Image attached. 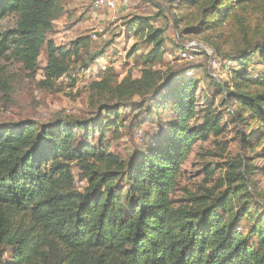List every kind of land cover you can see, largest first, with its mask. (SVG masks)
I'll return each instance as SVG.
<instances>
[{"label":"trees","instance_id":"1","mask_svg":"<svg viewBox=\"0 0 264 264\" xmlns=\"http://www.w3.org/2000/svg\"><path fill=\"white\" fill-rule=\"evenodd\" d=\"M59 2L0 0V23L19 14L17 27L6 38L28 68L34 70L48 44L47 79L68 70L63 55L78 56L86 39L80 37L71 49L47 41ZM179 10L176 27L188 23L187 32L196 29L207 37L223 67L239 63L241 68H233L230 80L223 82L225 95L233 102L236 120L258 126L253 137L242 133V141L252 148L255 142L264 151V74L248 73L252 54L259 51L264 60V0H180ZM132 26L148 34L152 48L145 55L142 78L130 83L131 91L154 95L161 77L153 67L164 62L166 53L164 29L142 16ZM185 79L183 89L175 85L171 91L177 116L170 132L155 146L136 149L129 164L101 144L75 146L79 132H89L88 121L0 125V264H264L261 225L251 228L259 238L254 246L239 231V218L225 217L233 198L247 189L250 168L244 155L242 173H232V181L244 182L230 185L228 196L192 195L178 206L172 199L194 146L224 131L211 105L197 109V83ZM100 83L96 92L107 94L109 85ZM104 108L118 114L113 105ZM8 249L12 260L4 262Z\"/></svg>","mask_w":264,"mask_h":264},{"label":"rangeland","instance_id":"2","mask_svg":"<svg viewBox=\"0 0 264 264\" xmlns=\"http://www.w3.org/2000/svg\"><path fill=\"white\" fill-rule=\"evenodd\" d=\"M96 1L60 0L58 16L46 34L47 41L71 49L80 37L86 39L78 56L63 55L68 70L54 79H47L45 73L48 44L42 46L32 70L14 52L11 38H6L17 27L19 14H10L0 23V125L32 120L42 127L59 118L88 121L89 132L81 130L75 146L79 148L87 142L101 144L129 164L136 149L153 147L170 132L169 124L177 116L175 93L171 91L175 85L183 89V81L188 77L197 83V109L203 111L211 105L213 113L220 115L224 131L194 146L182 167L172 199L178 206L188 203L192 195L216 199L228 196L230 185L239 187V182H244L232 181V173L243 171L240 155H244L250 168L249 180L244 182L247 189L230 200L225 217H238L239 231L256 246L259 238L251 228L258 224L264 229V151L255 142L252 148L242 141V133L253 137L258 126L235 119L233 102L228 100L223 86V82L230 80L233 68H241L239 63L227 64L231 65L227 69L220 57L217 66L211 65L206 52L213 50L208 45L211 41L196 29L187 32L188 23L176 27L174 17L180 13V0H115L114 8H99ZM137 16L147 17L154 27L164 29L166 53L164 62L153 67L161 77L154 95L143 93L145 89L131 91L130 83L142 78L145 55L152 48L148 34H139L132 26ZM183 51L195 57L186 58L180 53ZM248 73L264 74L259 51L251 55ZM172 79L176 81H168ZM96 83L100 87L109 85V92L98 94ZM108 105L115 106L118 114L107 113L104 107ZM201 117L202 112L198 119ZM139 127L144 131L142 141L136 136ZM73 172L78 174L75 166ZM83 184L78 181V186ZM12 254L13 250L8 249L3 261L10 262Z\"/></svg>","mask_w":264,"mask_h":264},{"label":"built area","instance_id":"3","mask_svg":"<svg viewBox=\"0 0 264 264\" xmlns=\"http://www.w3.org/2000/svg\"><path fill=\"white\" fill-rule=\"evenodd\" d=\"M123 3H127V0H122ZM116 5L115 0H97L96 6L99 8H114ZM95 38H97V35H95ZM210 57L211 65L217 66L220 62V58L216 57L213 50L206 51ZM182 55L186 58L193 59L195 56L193 54H189L186 51L180 52ZM188 75H191V71L188 72ZM137 140L142 141L144 139V131L142 128L137 129Z\"/></svg>","mask_w":264,"mask_h":264}]
</instances>
